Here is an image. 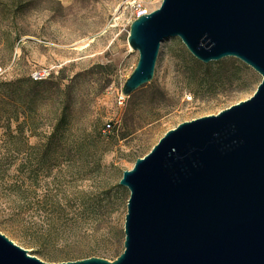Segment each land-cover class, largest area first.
I'll return each mask as SVG.
<instances>
[{"label":"rangeland","instance_id":"obj_1","mask_svg":"<svg viewBox=\"0 0 264 264\" xmlns=\"http://www.w3.org/2000/svg\"><path fill=\"white\" fill-rule=\"evenodd\" d=\"M162 1L0 0V231L43 261L115 260L123 172L169 130L249 99L262 81L237 57L204 63L168 37L153 79L121 103L139 60L130 17Z\"/></svg>","mask_w":264,"mask_h":264},{"label":"water","instance_id":"obj_2","mask_svg":"<svg viewBox=\"0 0 264 264\" xmlns=\"http://www.w3.org/2000/svg\"><path fill=\"white\" fill-rule=\"evenodd\" d=\"M200 61L237 57L262 75L252 97L169 130L119 182L130 191L124 251L46 262L0 231V264H264V0H163L137 17L130 95L154 77L162 41Z\"/></svg>","mask_w":264,"mask_h":264},{"label":"built area","instance_id":"obj_3","mask_svg":"<svg viewBox=\"0 0 264 264\" xmlns=\"http://www.w3.org/2000/svg\"><path fill=\"white\" fill-rule=\"evenodd\" d=\"M145 13H148L145 9H142V8H138V10L133 13V15L130 17V22H133L137 17L145 14ZM45 77V73H42V72H39V73H35V78H43ZM125 96L122 95L121 99H120V102L122 103V101L124 100ZM113 128V124L111 122L107 123L105 125V128H104V132L106 133H110L111 130Z\"/></svg>","mask_w":264,"mask_h":264},{"label":"trees","instance_id":"obj_4","mask_svg":"<svg viewBox=\"0 0 264 264\" xmlns=\"http://www.w3.org/2000/svg\"><path fill=\"white\" fill-rule=\"evenodd\" d=\"M121 231V232H120ZM119 231V233H122V229ZM60 233V232H59ZM58 232L57 233H55V235H54V231H52L51 229H46V231H45V233H44V238L45 239H47V240H51V241H53V239L54 238H56L57 237V235L59 234ZM93 233H94V230L92 229L91 230V237H92V235H93ZM58 238V237H57ZM55 240V239H54ZM122 253V252H121ZM121 253H119L117 256H116V258L121 254Z\"/></svg>","mask_w":264,"mask_h":264}]
</instances>
